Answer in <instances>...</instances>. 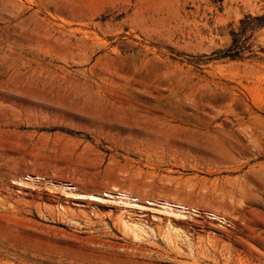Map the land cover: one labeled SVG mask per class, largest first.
<instances>
[{
    "label": "rangeland",
    "instance_id": "rangeland-1",
    "mask_svg": "<svg viewBox=\"0 0 264 264\" xmlns=\"http://www.w3.org/2000/svg\"><path fill=\"white\" fill-rule=\"evenodd\" d=\"M0 264H264V0H0Z\"/></svg>",
    "mask_w": 264,
    "mask_h": 264
},
{
    "label": "bare ground",
    "instance_id": "bare-ground-1",
    "mask_svg": "<svg viewBox=\"0 0 264 264\" xmlns=\"http://www.w3.org/2000/svg\"><path fill=\"white\" fill-rule=\"evenodd\" d=\"M109 111H111V110H109ZM135 113V112H134ZM132 115H133V113H132ZM148 115V114H147ZM148 117V116H147ZM133 119H134V117H133ZM142 120H144V119H142ZM137 123H138V121H137ZM189 194V193H188Z\"/></svg>",
    "mask_w": 264,
    "mask_h": 264
}]
</instances>
